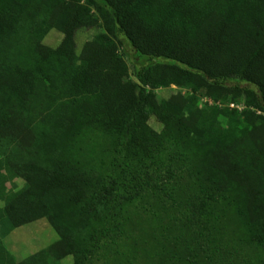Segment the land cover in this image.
<instances>
[{"label":"trees","instance_id":"16d2710c","mask_svg":"<svg viewBox=\"0 0 264 264\" xmlns=\"http://www.w3.org/2000/svg\"><path fill=\"white\" fill-rule=\"evenodd\" d=\"M40 219L56 240L17 260L3 236ZM230 243L264 264V0H0V264H226Z\"/></svg>","mask_w":264,"mask_h":264},{"label":"rangeland","instance_id":"374dc122","mask_svg":"<svg viewBox=\"0 0 264 264\" xmlns=\"http://www.w3.org/2000/svg\"><path fill=\"white\" fill-rule=\"evenodd\" d=\"M93 34L94 30L80 31L78 34L79 46H81L87 39L92 37ZM60 39L61 35H59L57 31L53 30L46 37L45 43L56 46L59 43ZM122 40L123 46H121L120 48V53L123 54L128 60L131 68V73H133L135 68L137 69L149 63L148 59L143 58L138 53H136L134 48L124 36L122 37ZM156 92L159 97L165 98H168L173 94H181L182 96L187 94V90L178 88L177 86H172L170 88H160L156 90ZM209 101L210 100L206 97L202 99L203 104ZM239 104L242 105V103ZM151 124L155 128H158L155 117H153V119L151 120ZM22 185L23 180H18V186L21 187ZM161 216H165V214L162 213ZM56 238L57 235L55 230L46 219H40L27 225H23L16 228L10 234L3 236V240L7 248L15 255L17 260H23L30 255L41 251L52 242H54ZM231 243L229 244L230 247L228 248L230 259L227 260L226 264H245V260H250L255 257V249H252L248 246H239L238 244H236V247H233ZM63 264H74L73 256H66Z\"/></svg>","mask_w":264,"mask_h":264},{"label":"built area","instance_id":"2783aa9c","mask_svg":"<svg viewBox=\"0 0 264 264\" xmlns=\"http://www.w3.org/2000/svg\"><path fill=\"white\" fill-rule=\"evenodd\" d=\"M232 107H234V104H232Z\"/></svg>","mask_w":264,"mask_h":264}]
</instances>
